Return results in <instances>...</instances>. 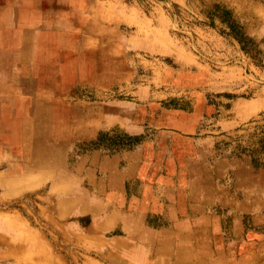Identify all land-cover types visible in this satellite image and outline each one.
Segmentation results:
<instances>
[{
	"label": "crops",
	"instance_id": "0c3cea01",
	"mask_svg": "<svg viewBox=\"0 0 264 264\" xmlns=\"http://www.w3.org/2000/svg\"><path fill=\"white\" fill-rule=\"evenodd\" d=\"M9 1L13 0H0V4ZM21 1L32 3L38 13L45 11L51 18L61 20L66 15L69 23L56 36L68 38L67 47L74 45L77 62L84 60V55H92L70 30L72 24L82 22L76 11L78 0ZM108 56L106 51L99 58L94 56L96 60L89 65L92 78L81 75L61 80L57 90L53 87L55 79L21 82L20 78H0V167H5L0 172L1 186L8 195L16 196L43 181L73 176L77 169H64L53 151L65 147L71 155L75 148L87 146L76 163H91L92 168L85 169L84 175L86 181L96 184V194L86 200L82 197L87 201L82 211L98 215L95 219L103 214L118 223L114 229L129 240L123 254L132 255L134 262L146 263L147 256L164 264H251L264 260V155L258 140L214 149L213 140L203 137L198 128L195 113L173 110L160 115L158 120L165 131L155 140L144 141L143 150L111 151L121 146L97 135L90 118L104 121L96 113L98 108L67 102L70 93H83L85 89L97 95V84L114 79ZM132 116L140 117L135 113ZM106 148L111 150L103 152ZM11 154L18 157V162ZM41 164L49 168L34 170ZM96 172L100 176L95 183ZM56 188L71 192L72 187L64 177ZM70 196L56 204L55 213L61 217L76 206L79 197ZM95 201V211L89 210ZM110 204L111 211L103 209ZM2 221L14 229L12 233H0L4 255L20 264L26 260L33 264L50 261V241L40 227L21 216H4ZM99 226L102 230L110 228L109 224ZM221 226H226L235 241L231 247L225 246L218 235ZM249 228H257L260 233ZM121 238L116 245L121 244ZM133 245L139 247L137 252H133Z\"/></svg>",
	"mask_w": 264,
	"mask_h": 264
},
{
	"label": "rangeland",
	"instance_id": "374dc122",
	"mask_svg": "<svg viewBox=\"0 0 264 264\" xmlns=\"http://www.w3.org/2000/svg\"><path fill=\"white\" fill-rule=\"evenodd\" d=\"M78 6L82 22L70 30L93 57L109 52L114 79L97 84V95L85 89L70 93L67 102L98 108L104 121L90 118L97 135L121 146L103 152L143 150L144 141L165 131L160 115L183 110L197 115L198 128L213 140L214 149L257 139L264 155V0H78ZM134 113L140 117L134 119ZM86 147L75 148L71 155L65 147L53 151L64 169H77L73 176H64L71 192L56 188L64 177L43 181L16 196L8 195L0 184V233L14 232L3 224L4 216H21L40 227L50 241L46 264H164L148 256L146 263L134 262L132 255L123 254L129 240L114 229L118 223L82 211L86 198L96 194V184L84 175L91 163H76ZM11 157L18 162L15 154ZM44 165L48 164L34 170L49 168ZM96 173L95 183L100 176ZM70 195L80 199L73 212L61 217L55 213L56 204ZM90 204L89 210L95 211L97 201ZM102 224L110 228L102 230ZM249 230L260 233L257 228ZM218 235L227 247L235 243L226 226ZM119 238L121 244L116 245ZM132 250L139 247L133 245ZM3 251L0 244V264L18 263Z\"/></svg>",
	"mask_w": 264,
	"mask_h": 264
},
{
	"label": "bare ground",
	"instance_id": "6f19581e",
	"mask_svg": "<svg viewBox=\"0 0 264 264\" xmlns=\"http://www.w3.org/2000/svg\"><path fill=\"white\" fill-rule=\"evenodd\" d=\"M35 15L38 19H34ZM62 16L61 20L51 18L45 11L38 13L32 3L20 0L0 4V78H20L21 82L33 78L55 79L56 86L53 87L56 90L61 80L81 75L92 78L89 65L96 58L84 55V60L77 62L75 56L78 55L72 51L74 45L67 47L68 38L56 36L69 23L66 15ZM56 28L59 30L55 31ZM41 87L51 90L46 85Z\"/></svg>",
	"mask_w": 264,
	"mask_h": 264
}]
</instances>
